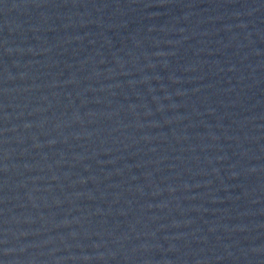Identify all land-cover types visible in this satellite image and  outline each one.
I'll return each mask as SVG.
<instances>
[{
  "label": "water",
  "instance_id": "water-1",
  "mask_svg": "<svg viewBox=\"0 0 264 264\" xmlns=\"http://www.w3.org/2000/svg\"><path fill=\"white\" fill-rule=\"evenodd\" d=\"M0 264H264V0H0Z\"/></svg>",
  "mask_w": 264,
  "mask_h": 264
}]
</instances>
